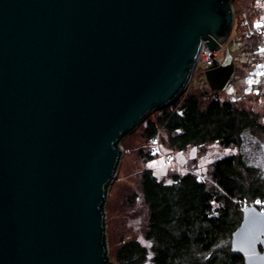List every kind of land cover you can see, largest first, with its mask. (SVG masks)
<instances>
[{"label":"water","instance_id":"obj_1","mask_svg":"<svg viewBox=\"0 0 264 264\" xmlns=\"http://www.w3.org/2000/svg\"><path fill=\"white\" fill-rule=\"evenodd\" d=\"M233 1L0 0V264H109L121 141L187 90ZM235 75L234 59L205 69L212 90ZM231 246L264 264V210L243 208Z\"/></svg>","mask_w":264,"mask_h":264},{"label":"trees","instance_id":"obj_2","mask_svg":"<svg viewBox=\"0 0 264 264\" xmlns=\"http://www.w3.org/2000/svg\"><path fill=\"white\" fill-rule=\"evenodd\" d=\"M263 13L264 7H259L257 16ZM244 41L257 57L255 61H242L248 67L244 75L247 79L257 63L264 62L259 61L257 53L264 35L253 33ZM217 93L210 87L189 88L173 106L156 108V117H142L125 133L130 134L148 118L144 136L156 139L162 130L167 136L163 142L172 149L204 146L206 151L209 145L218 143L237 151L210 162V180L192 171L174 172L169 185L151 169H144L139 179L146 208L144 240L130 237L113 252H108L107 242L109 264L113 257L116 264H245L243 255L232 251L231 239L242 220L244 205L239 201L264 199L263 156L248 152L253 139L258 142V151L263 149L264 122L258 110L234 99H223ZM110 186L108 183L106 188L110 190ZM106 206L107 201L103 203L105 213Z\"/></svg>","mask_w":264,"mask_h":264},{"label":"rangeland","instance_id":"obj_3","mask_svg":"<svg viewBox=\"0 0 264 264\" xmlns=\"http://www.w3.org/2000/svg\"><path fill=\"white\" fill-rule=\"evenodd\" d=\"M233 6L235 10L233 34L230 42H227L223 47L219 57L228 63L233 59L231 53L236 55L238 59V62L235 59L236 75L228 88L223 91L217 90V94L223 99H234L258 110L262 115L261 121L264 122V62L257 63L247 79H244V75L248 72V67L242 62L257 59L254 50H248L249 43L244 40L248 35L246 32L253 29L254 25L262 18L264 13L260 17L257 16V13L259 7H264V3L262 0H234ZM236 35L241 38H236ZM263 44L261 43L260 51L257 52L260 53L259 61L264 59ZM207 87L210 86L206 80L205 72L199 69L189 88L200 90ZM173 105L170 104V106ZM156 116L157 112L154 109L149 113L148 118ZM147 120L121 141L120 166L111 183L106 206V234L111 252L130 237L144 240L143 225L146 208L139 188V179L144 169H151L158 178L164 179L165 182L172 178L170 174L185 171H192L200 178L210 180L208 178L210 162L217 157L237 151L236 148H224L218 143L209 145L206 151L203 149L204 146H193L182 151L172 149L168 143L163 142V138L167 136L162 130L156 139L148 140L144 136ZM257 144L255 139L250 141L248 152L254 156L262 155L264 162V146L261 151H258ZM245 201L249 200L239 202ZM113 260L112 264H116L114 257Z\"/></svg>","mask_w":264,"mask_h":264},{"label":"built area","instance_id":"obj_4","mask_svg":"<svg viewBox=\"0 0 264 264\" xmlns=\"http://www.w3.org/2000/svg\"><path fill=\"white\" fill-rule=\"evenodd\" d=\"M254 26L255 27L253 29H250L248 32H246V34L251 35L255 32H261L264 35V14H263L262 18ZM233 29H234V25H233L232 31L230 32L229 36L226 38L225 41L220 43L219 48H217L216 50H211L210 47L208 46L207 42L206 41L204 42V44L201 48V51H200V55L198 58V62H197L195 71H194L193 78L197 74L199 69H201V71L205 72V69L208 66L213 64V61L215 58L218 59L221 63H225L224 60L219 57V55H220V52L222 51L223 47L227 44V42H230V39H231L232 34H233ZM236 38L240 39L241 36L236 35ZM263 71H264V68H263ZM192 81H193V79H192ZM192 81H191V83H192ZM191 83H190V85H191ZM186 91L184 93H186ZM184 93H182L175 101L171 102L170 104L175 103ZM169 105H167V106H169ZM250 204H255L260 209L264 210V199H257L256 201H253V202H249V201L243 202L244 207L247 205H250Z\"/></svg>","mask_w":264,"mask_h":264}]
</instances>
